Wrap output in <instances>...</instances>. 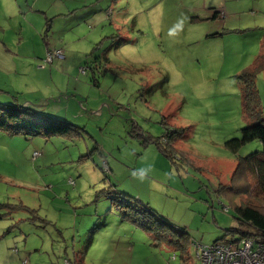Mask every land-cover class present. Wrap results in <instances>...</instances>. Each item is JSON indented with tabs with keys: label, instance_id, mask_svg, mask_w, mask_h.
<instances>
[{
	"label": "rangeland",
	"instance_id": "374dc122",
	"mask_svg": "<svg viewBox=\"0 0 264 264\" xmlns=\"http://www.w3.org/2000/svg\"><path fill=\"white\" fill-rule=\"evenodd\" d=\"M263 46L264 0H0V102L71 123L0 134L3 262L28 249L61 262L75 247L84 264H200L198 244L254 230L219 191L262 146L225 142L246 124L242 76ZM255 84L264 110V70ZM249 179L236 202L264 210ZM111 183L167 234L124 219L101 191Z\"/></svg>",
	"mask_w": 264,
	"mask_h": 264
},
{
	"label": "trees",
	"instance_id": "16d2710c",
	"mask_svg": "<svg viewBox=\"0 0 264 264\" xmlns=\"http://www.w3.org/2000/svg\"><path fill=\"white\" fill-rule=\"evenodd\" d=\"M261 70H264V46L257 56L253 66H249V69L242 76L244 83L242 87L241 97L243 110L242 112L246 124L239 128V136L228 138L225 144L234 153H236L243 144L253 139H258L261 142L262 146L259 149L251 151L245 157H240L237 159L236 169L232 175L230 182L231 186H229L228 188V185H225L223 186V189L219 191V193L224 194L225 197L229 199L231 204L230 206L235 210L239 219L253 226L254 230H239L241 235L239 237H236L235 229L228 228L226 229L227 233H225V235L229 234L231 235V238L228 237L229 235L225 236L222 240L218 238L210 244H204L207 246L216 243H230L232 241L238 242L241 239L252 235H259L261 236V239H264V210L258 208L254 203L250 204L248 202L237 204L236 202V197L243 191L241 187L249 186V177H255L256 188L260 191L264 190V110L263 104L261 103L259 89L256 88L255 84L256 75ZM165 119V121L168 122L166 117ZM68 124L71 123L60 120V118L53 115L44 114L43 111H36L28 104H2V102H0V131L6 133H25L31 135L41 134L46 137H51L56 134L67 133L70 126H68ZM184 129L185 128L183 127H174V129L172 130H169V128H167V131H169L170 140L173 138V136H175V131L181 133ZM155 143L157 144L159 150L163 155L167 156L169 159L173 158V155H175L176 152L173 149L174 144H172V141L164 143V141L162 142V139L158 138L155 140ZM183 153L184 152H182V154ZM111 184L112 185L109 186V188L111 189L102 188L101 191L102 193H105L107 197L112 198V206H115L118 210H121L123 218L134 221L150 232L154 231V235L156 237H161L162 235H164V233H161L162 231H166V229L156 227L159 222L158 219L154 220L153 222H149L147 216H145L147 211L141 210L137 207L138 203L136 204V202L138 201H128L127 193L122 191V189H118L116 184ZM129 198H131V196H129ZM130 202H132V204H130ZM147 208H149L150 210L153 209L151 207ZM224 208L228 209V206H224ZM152 211L154 212V210ZM141 212H143L144 214H141ZM37 215H39V213ZM43 220H45L47 223H52L49 218L43 217ZM176 229L177 228L172 225V230L170 231H177ZM165 233L167 234V231ZM59 235L63 240L64 235L61 231H59ZM150 235L152 234L150 233ZM194 244L196 246V243ZM185 249L186 248H184V250ZM185 251H187V249ZM75 252H80L78 253L79 256L77 257V259H75V261H77V263L75 262V264H82V256L84 252L81 250ZM186 256L189 257L188 251ZM73 262L74 261H72L71 264Z\"/></svg>",
	"mask_w": 264,
	"mask_h": 264
},
{
	"label": "built area",
	"instance_id": "2783aa9c",
	"mask_svg": "<svg viewBox=\"0 0 264 264\" xmlns=\"http://www.w3.org/2000/svg\"><path fill=\"white\" fill-rule=\"evenodd\" d=\"M197 256L200 264H264V239L252 235L238 242L198 244Z\"/></svg>",
	"mask_w": 264,
	"mask_h": 264
},
{
	"label": "crops",
	"instance_id": "0c3cea01",
	"mask_svg": "<svg viewBox=\"0 0 264 264\" xmlns=\"http://www.w3.org/2000/svg\"><path fill=\"white\" fill-rule=\"evenodd\" d=\"M6 132H3V131H0V134H5ZM7 134H10V133H7ZM109 170V169H108ZM148 202V201H147ZM149 203V202H148ZM149 206H151V204L149 203ZM124 219H127V218H124ZM55 221H56V225L57 226H59V222L60 221H58L56 218H55ZM80 222H82V221H80V220H75V224L76 225H78ZM54 224V223H53ZM75 224H74V221H73V224H72V227L74 228V226H75ZM52 226H54V225H52ZM64 227L65 226H59V228L58 229H64ZM4 228H0V264H28L29 263V261H31V263L32 264H39V263H37V262H34V256H33V254L31 253L32 251H31V249H28V251H26V253L25 254H23L22 256H26V255H29V260L27 259V258H25V259H23V261H18V260H15V261H11V259H10V254H9V250H8V258H7V261H6V263L5 262H3V258L5 257L4 256V253H3V251L1 250V238H2V234H3V230ZM60 229V230H61ZM63 233V232H62ZM68 242H66V244H67ZM75 247H73V258L72 259H70V256H69V258L68 257H64L63 258V260H61V262H59L60 260H57V261H50V262H48V263H44V264H71V262L72 261H74L72 264H75V262L77 263V261H75V259H77V257L79 256L78 255V253H80V252H75V251H79V250H75L74 249ZM14 250H16L15 252H17L18 254H19V249L17 248V247H15L14 248ZM81 251H83V250H81ZM59 256H60V254H58ZM70 260H72V261H70ZM82 264H84V259L82 260Z\"/></svg>",
	"mask_w": 264,
	"mask_h": 264
}]
</instances>
